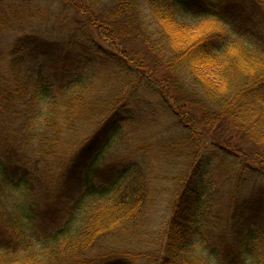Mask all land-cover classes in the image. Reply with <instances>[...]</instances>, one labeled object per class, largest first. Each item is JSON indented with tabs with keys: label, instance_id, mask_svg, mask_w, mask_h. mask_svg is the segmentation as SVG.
I'll return each mask as SVG.
<instances>
[{
	"label": "trees",
	"instance_id": "16d2710c",
	"mask_svg": "<svg viewBox=\"0 0 264 264\" xmlns=\"http://www.w3.org/2000/svg\"><path fill=\"white\" fill-rule=\"evenodd\" d=\"M0 9V264H264V0Z\"/></svg>",
	"mask_w": 264,
	"mask_h": 264
},
{
	"label": "rangeland",
	"instance_id": "374dc122",
	"mask_svg": "<svg viewBox=\"0 0 264 264\" xmlns=\"http://www.w3.org/2000/svg\"><path fill=\"white\" fill-rule=\"evenodd\" d=\"M4 10V8H3ZM6 11H2L0 9V17L2 19H9L10 15L6 14ZM22 15V13H21ZM25 15V14H24ZM28 24L25 25L27 27ZM28 31V29H27ZM18 37H22V34H16L13 32H5L0 35V47L3 49L10 50L13 48V44L16 41ZM47 38H52L50 36H47ZM0 63H3V60L0 59ZM76 151L69 152V157H66L65 161H71V155H73ZM248 189L251 190L252 185L247 186ZM227 194V191L220 189L219 194L217 196L219 205L218 208H215V210H222V214L224 213V209L226 208L224 203L225 198ZM248 197V192L243 190L242 195L239 196L240 200L246 199ZM238 200V197L233 198L232 200H229L230 203H240L241 201ZM228 211V210H227ZM229 216L230 213L228 212ZM231 218V217H230ZM237 226L231 225L229 223H225L224 221L221 223H218L216 226H211V231L205 229V236L208 238V240L205 241L204 244H200L198 248L203 250V255H207L208 252L215 251L218 252L217 255L214 258H218L217 260L211 259V264H229L230 261H232L230 258H235L236 256V245L234 244L236 241V234H237ZM214 234V238L211 236ZM210 235V237H208ZM204 258V257H203ZM213 258V257H210ZM231 263V262H230Z\"/></svg>",
	"mask_w": 264,
	"mask_h": 264
}]
</instances>
